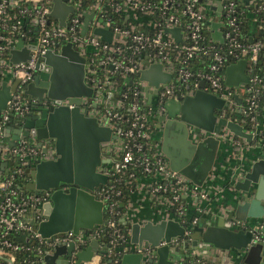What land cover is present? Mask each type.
<instances>
[{
    "label": "built area",
    "instance_id": "obj_1",
    "mask_svg": "<svg viewBox=\"0 0 264 264\" xmlns=\"http://www.w3.org/2000/svg\"><path fill=\"white\" fill-rule=\"evenodd\" d=\"M65 2L73 10L61 25L58 18L50 15L53 0H0V85L12 84L19 78L17 89L11 92L1 113L0 141L9 110L21 111L26 100L24 87L39 72L37 64L43 61L44 53L47 50L60 53L62 45L70 41L86 58L84 80L92 88L90 96L81 95L80 107L95 116L100 124L108 126L113 135L102 142L103 146L111 144L113 149L114 162L109 170L103 171L107 182L93 189L103 202V223L88 229L86 234L105 239L109 252L118 243L121 254L139 251L142 264H151L157 259L155 247L145 239L140 244L131 242L128 222L175 218L186 223L183 194L190 192L197 199L207 196L198 184L170 167L153 137L158 116L166 112V103L192 94L198 88L213 92L224 102L216 118L226 117L240 123L245 131L252 133V140L235 135L226 125L219 131L205 128L196 131L194 124L187 123L191 139L196 142L212 134L221 142H228L234 151L254 143L264 147V121L259 122L262 113H258L257 101V86L264 77L261 67L264 64V0H107L108 6L101 0ZM85 12L93 15L87 29L82 31ZM110 12L119 15V21ZM211 21L220 22L217 29L222 41L212 36ZM96 26L110 29V39L95 33ZM167 27L179 28V40L165 31ZM207 33L209 37L205 38ZM19 39L23 45L33 46L29 58L13 62L10 51ZM198 56H207V63L194 70L189 62ZM242 58L246 61L244 72L249 81L227 83L225 67ZM151 63H160L161 69L171 74L170 79L157 85L143 79L140 71ZM60 103L76 104L68 97L60 99ZM41 146H46V153ZM41 146L34 139L24 138L15 146H0V157L16 154L15 171L21 173L26 158L53 156L51 139H44ZM2 171L0 167V264H15L11 250L25 241L9 239L7 235L11 232L26 233L33 239V242L26 241L36 246L33 250L37 260L32 264H42L44 253L57 244L87 243L84 234L70 229L41 236L37 230L41 217L36 208L49 198L50 191L22 190L18 184L13 186L9 178H3ZM123 185L133 188L134 192L133 197L120 201ZM144 197L154 213L148 217L138 211V199ZM29 209L33 212L32 220L26 218ZM180 241L178 236H172L169 241L162 237L159 245ZM98 260L94 264H101ZM185 264L203 262L195 258Z\"/></svg>",
    "mask_w": 264,
    "mask_h": 264
},
{
    "label": "water",
    "instance_id": "obj_2",
    "mask_svg": "<svg viewBox=\"0 0 264 264\" xmlns=\"http://www.w3.org/2000/svg\"><path fill=\"white\" fill-rule=\"evenodd\" d=\"M72 10V5L65 0H53L50 15L64 25ZM92 15V12L84 13L82 31L87 29ZM210 24L214 29L212 36L222 41L217 29L220 22L211 21ZM93 31L103 39H110L111 30L106 27L96 26ZM165 31L179 40L178 27H167ZM31 46L23 45V40L19 39L10 51V59L13 62L26 60ZM85 61L70 41L62 45L60 53L47 50L43 61L37 64L39 72L24 87L26 100L21 111L10 108L2 127V140L9 147L24 138L34 139L37 146H41L44 139L53 141L52 157L26 158L22 172L25 177L18 184L30 190L50 191L49 198L36 208L41 217L37 222L41 236L70 229L80 231L87 238V243L81 246H76L73 241L53 246L44 253L42 264H94V255L101 256L108 250L106 241L100 244L98 237L86 234L88 229L103 223V202L95 196L93 189L107 182V174L99 170L104 155L102 142L113 135L108 126L100 124L95 116L80 107L81 95L92 94V88L84 80ZM245 64L244 58L229 63L225 67V81L231 84L249 81L244 72ZM140 76L157 85L169 80L171 74L164 72L160 63H151L140 71ZM18 83L19 78H16L12 84L3 82L0 85V117ZM203 85L201 81L200 86ZM66 97L76 104H61L60 99ZM223 105L222 98L198 88L178 100H169L166 112L157 118L164 135L173 131L181 148L182 156L173 160V165L198 185H202L212 167L215 166V174L221 173L219 151L224 142L212 134L193 141L187 123L194 124L196 131L199 128L219 131L226 125L235 135L252 140V133L245 131L240 123L226 117L216 118ZM9 130L16 135L10 136ZM41 147L46 153V146ZM263 151L264 147L259 146L246 162L237 160L225 169L224 182L230 187V196L214 202L213 207L195 222L180 223L175 218L144 223L129 221L130 241L140 244L145 239L155 247L157 259L151 264H185L195 258H200L203 264H264ZM7 159L0 163L5 172L8 164L12 165L16 160V154L8 153ZM211 197L210 194L206 203ZM172 236L180 237L181 241L159 245L160 238L169 241ZM18 238L33 242L26 233H21ZM99 245L103 246L100 248ZM116 264H142V254L139 251L123 252Z\"/></svg>",
    "mask_w": 264,
    "mask_h": 264
},
{
    "label": "crops",
    "instance_id": "obj_3",
    "mask_svg": "<svg viewBox=\"0 0 264 264\" xmlns=\"http://www.w3.org/2000/svg\"><path fill=\"white\" fill-rule=\"evenodd\" d=\"M258 119L260 123L264 121V112L258 117ZM9 135L15 136L16 133L13 132L12 130H9ZM2 136L3 135L1 131L0 146L2 144L4 145L1 148L9 147V145L2 140ZM10 136L9 138H11ZM153 137L157 140L160 150H162V152L165 154L166 158L168 159V163L170 167L174 170L179 171L178 169L175 168L172 161L180 159V157L182 156L181 155L182 152L180 146L176 143L175 134L173 133V131L167 132L165 136L164 131L161 129V126L160 127L158 126V121H157L156 129ZM221 146L222 148L219 151L220 160H222V163L219 165L221 173L215 174L214 171L215 166L212 167V171L208 173L202 185H199V187L204 189V191L207 193V196L205 198L197 199L196 195H193L190 192L183 194V197L186 202V223L189 221H191V223L195 222L199 218V216L203 215L204 213L207 212V210H209V208L213 207L214 202H220L222 200H226L225 199L226 196H230L229 193L230 187L226 185L224 182L225 177L223 175V172L226 173L225 169L227 168L229 169V167L235 164L237 160H242L246 162V160L249 159V157H251L252 155H254L257 149L259 148L258 144L256 143L251 144L250 146H246L245 148L239 151L232 150V147L228 142L222 143ZM6 160H8L6 157L2 158V162ZM10 166L11 165L8 164V167ZM210 194L213 197H211V201H208L206 203V201L210 198ZM138 202L140 203L139 204L140 209H138L139 214L147 217L151 214H154L152 207H150L146 197L139 198ZM32 213H33L32 209H29L28 212L26 213V218L32 220ZM193 218H196V220L193 221ZM121 221L123 222V220ZM99 240H101L100 244L105 243V239L99 237ZM102 246L99 245L100 248ZM98 258L100 259L99 255H94L93 257L94 261L97 260V262L99 261Z\"/></svg>",
    "mask_w": 264,
    "mask_h": 264
},
{
    "label": "trees",
    "instance_id": "obj_4",
    "mask_svg": "<svg viewBox=\"0 0 264 264\" xmlns=\"http://www.w3.org/2000/svg\"><path fill=\"white\" fill-rule=\"evenodd\" d=\"M104 6H108L107 0H101ZM110 15L113 17L114 20L119 21V15L116 13L110 12ZM121 20V19H120ZM209 34L207 33L205 38H208ZM207 56H198L190 60L189 65L191 66L192 69H197L200 67H203L207 63ZM261 67L264 69V64H261ZM258 92H257V101L259 103V108H258V113H263L264 112V77L262 78L261 82L258 84ZM2 159L0 157V163ZM16 169V162H14L8 171H2V177L3 178H9L11 180V184L15 187H17V184L19 182L24 180V177L22 172H17L15 171ZM141 173L138 172V176H140ZM22 190H26L25 188H20ZM122 192H123V197H119V200L125 201L131 197H133V188H130L128 185H123L122 186ZM182 200L185 201V199L182 197ZM186 206V203H185ZM186 209V208H185ZM107 233V232H106ZM19 234L15 232H11L7 237L11 240H19L18 238ZM20 247L17 249L11 250L12 253L15 256V264H32V261L37 260V256H35L34 248L36 247L35 245L31 244L30 242L26 241H21L20 242ZM120 243L115 246L112 251H107L106 253L102 254L100 257V263L101 264H115L114 259H118L121 255V252L119 251ZM8 250V249H5ZM186 262H189L186 261ZM40 264V263H37ZM182 264V263H179Z\"/></svg>",
    "mask_w": 264,
    "mask_h": 264
},
{
    "label": "flooded vegetation",
    "instance_id": "obj_5",
    "mask_svg": "<svg viewBox=\"0 0 264 264\" xmlns=\"http://www.w3.org/2000/svg\"><path fill=\"white\" fill-rule=\"evenodd\" d=\"M102 152L104 153V155H102V163L99 166V170L104 171V170H109L113 164V158H112V145L111 144H105L103 146V150Z\"/></svg>",
    "mask_w": 264,
    "mask_h": 264
},
{
    "label": "rangeland",
    "instance_id": "obj_6",
    "mask_svg": "<svg viewBox=\"0 0 264 264\" xmlns=\"http://www.w3.org/2000/svg\"><path fill=\"white\" fill-rule=\"evenodd\" d=\"M254 148H255V146H254ZM258 149H259V148H258ZM258 149H257V150H258ZM255 150H256V149H255Z\"/></svg>",
    "mask_w": 264,
    "mask_h": 264
}]
</instances>
